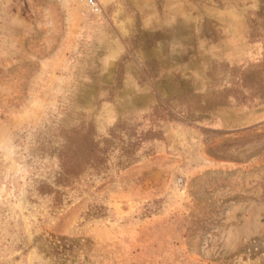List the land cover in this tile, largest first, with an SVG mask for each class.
Returning a JSON list of instances; mask_svg holds the SVG:
<instances>
[{"label":"rangeland","instance_id":"rangeland-1","mask_svg":"<svg viewBox=\"0 0 264 264\" xmlns=\"http://www.w3.org/2000/svg\"><path fill=\"white\" fill-rule=\"evenodd\" d=\"M0 0V264H264V0Z\"/></svg>","mask_w":264,"mask_h":264},{"label":"built area","instance_id":"built-area-1","mask_svg":"<svg viewBox=\"0 0 264 264\" xmlns=\"http://www.w3.org/2000/svg\"><path fill=\"white\" fill-rule=\"evenodd\" d=\"M92 4H93L92 0H89V5H91V6H92Z\"/></svg>","mask_w":264,"mask_h":264}]
</instances>
